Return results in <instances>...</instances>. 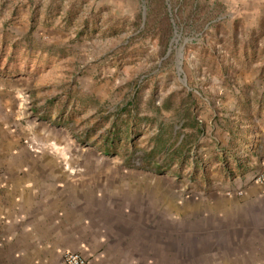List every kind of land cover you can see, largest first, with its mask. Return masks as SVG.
Masks as SVG:
<instances>
[{
  "label": "rangeland",
  "instance_id": "obj_1",
  "mask_svg": "<svg viewBox=\"0 0 264 264\" xmlns=\"http://www.w3.org/2000/svg\"><path fill=\"white\" fill-rule=\"evenodd\" d=\"M25 74L34 134L55 116L145 219L191 207L192 264H226L201 260L236 220L199 204L248 201L264 159V0H0V76Z\"/></svg>",
  "mask_w": 264,
  "mask_h": 264
},
{
  "label": "crops",
  "instance_id": "obj_2",
  "mask_svg": "<svg viewBox=\"0 0 264 264\" xmlns=\"http://www.w3.org/2000/svg\"><path fill=\"white\" fill-rule=\"evenodd\" d=\"M21 78L0 76V264H64L66 252L91 264H192V208L184 234L173 230L170 217L147 213L145 219L120 183L98 178L95 164H82L91 150L74 148L55 116L34 134L32 111L28 116L21 100L27 74ZM249 193L248 201L216 197L199 204L236 220L222 238L230 249L222 250L214 234L202 262L215 256L214 263L264 264V184L254 182ZM246 202L255 208L245 209Z\"/></svg>",
  "mask_w": 264,
  "mask_h": 264
},
{
  "label": "built area",
  "instance_id": "obj_3",
  "mask_svg": "<svg viewBox=\"0 0 264 264\" xmlns=\"http://www.w3.org/2000/svg\"><path fill=\"white\" fill-rule=\"evenodd\" d=\"M253 181L264 184V159L261 161ZM240 194L242 195V192ZM63 262L64 264H91L85 256L77 252H66L63 256Z\"/></svg>",
  "mask_w": 264,
  "mask_h": 264
},
{
  "label": "water",
  "instance_id": "obj_4",
  "mask_svg": "<svg viewBox=\"0 0 264 264\" xmlns=\"http://www.w3.org/2000/svg\"><path fill=\"white\" fill-rule=\"evenodd\" d=\"M175 38H179V36L176 34V37ZM178 40V39H177ZM180 58H182V49L180 51Z\"/></svg>",
  "mask_w": 264,
  "mask_h": 264
}]
</instances>
